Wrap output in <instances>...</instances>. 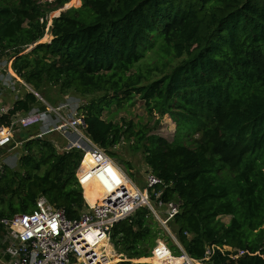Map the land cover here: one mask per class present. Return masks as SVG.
<instances>
[{
  "label": "trees",
  "instance_id": "16d2710c",
  "mask_svg": "<svg viewBox=\"0 0 264 264\" xmlns=\"http://www.w3.org/2000/svg\"><path fill=\"white\" fill-rule=\"evenodd\" d=\"M69 1L0 0V60L36 92L49 84L87 98L79 106L86 133L110 155L121 141L141 152L165 184L160 198H179L170 228L191 258L264 264V0H74L63 9ZM155 45L158 64L135 70ZM20 93L0 123L38 101ZM134 100L173 120L172 140L146 123L111 119ZM82 157L49 138L24 141L18 168L0 167V216L30 212L44 197L77 218ZM84 188L87 200L102 191L94 181ZM164 236L180 255L145 207L109 232L118 264H152L130 260L145 261Z\"/></svg>",
  "mask_w": 264,
  "mask_h": 264
},
{
  "label": "built area",
  "instance_id": "2783aa9c",
  "mask_svg": "<svg viewBox=\"0 0 264 264\" xmlns=\"http://www.w3.org/2000/svg\"><path fill=\"white\" fill-rule=\"evenodd\" d=\"M6 62L0 60L1 91L17 93L18 87H22L34 93L39 105L16 112L7 124L0 123V167L6 164L2 157L27 139L49 138L59 152L75 148L83 151L82 160L88 156L91 164L81 169L80 163L77 181L82 189L85 184L96 182L107 198L90 203L83 195L85 207L77 218H68L62 208L52 206L44 197L36 200L30 212L0 216V264H114L112 260L117 251L110 242V229L114 223L133 215L140 207L149 210L161 229L181 250L180 255H174L159 238L152 248L153 257L163 261L178 258L182 264L200 262L183 250L170 228L181 203L178 197L166 201L160 198L165 187L162 179L146 170L142 176L143 186L140 187L106 150L87 135L84 116L79 110L82 102L67 96L56 105L47 104L28 83L16 77L9 63L8 71L2 73ZM11 76L16 79L11 80ZM9 108L0 102V118L7 114ZM21 131L28 133L22 137L19 134ZM55 135L59 136L57 139L60 142L54 138ZM7 158L10 156L7 155ZM104 240L111 245V254L102 245ZM241 254L243 251L239 250L234 256Z\"/></svg>",
  "mask_w": 264,
  "mask_h": 264
},
{
  "label": "rangeland",
  "instance_id": "374dc122",
  "mask_svg": "<svg viewBox=\"0 0 264 264\" xmlns=\"http://www.w3.org/2000/svg\"><path fill=\"white\" fill-rule=\"evenodd\" d=\"M78 4L74 3V0H70L68 3H66L63 6V9H66V8H68L70 6H76ZM59 10L60 9L54 10L53 12H51L49 14L48 23L51 22L50 21L51 17L56 14L55 12H58ZM48 39H50V35L46 34V35H44L42 40H48ZM155 47L156 48H154L152 50H149L146 53L145 57L139 63H137L136 66H138V67H136L135 70L143 71L147 67H152V66L158 64V62H159L158 59L160 58V48L157 45H155ZM176 61H178V60H176ZM7 63H9V62L7 61L6 62V66H4L3 69L1 70L3 74H5L8 71ZM15 79H16L15 76H11V80H15ZM16 85H18V84H16ZM1 90L2 89L0 87V102L2 103V105L10 106L12 101L15 100L14 95L10 94V93H13V92H10L8 90H4V91H1ZM17 91L22 92L24 90H23L22 87H18ZM37 92L41 95L43 100L47 104H50V105H56V104H58L60 101H62L65 98V96L64 97L63 96L60 97V95H59L60 93H58L57 87L51 86L49 84L44 85L42 88L38 89ZM67 96L68 97H76L77 99L79 98L77 95H74V94H71V93L67 94ZM78 100L80 102H81V100L82 101L83 100L86 101L87 98H85V99L79 98ZM40 104H41V102H40ZM35 105H39V100L36 102ZM120 117L125 118L126 120L131 119V120H133L134 123H137V124H140V125H143V124L146 123L147 126H149L151 128L152 132H154V133L166 138L167 140H172L173 135L175 133V123L173 122V120L168 115H163L162 117H160L156 112H154L152 114V116H150L148 111L143 107L142 102L139 101V100H134V103L127 110L121 109L117 113H114L113 116H111V119L113 121H119L120 122L121 119H122V118L120 119ZM16 133L17 132H15V134ZM27 133H28L27 131L26 132L25 131H21L19 134L22 135V137H23ZM58 137H59L58 135H55L54 138L58 141V139H57ZM58 142H60V141H58ZM22 144L23 143L17 145L16 148L13 151H10L9 153L5 154L2 157L3 160H4V163L9 165L11 168H15V169L18 168V157L22 153ZM111 151L115 153L114 156L110 155L114 159V161L118 165L121 166V168L127 173V175L131 179H133L140 187H142L143 186L142 176L145 173L147 167H146V165L144 164V162L141 159V152L138 151V150H132V148L129 146V143H127L126 141H121L118 145L112 147ZM7 155L10 156L9 159L7 158ZM83 160H84V158H83ZM126 161H128L129 163L126 164L125 163ZM90 164H89V166H90ZM81 166L83 167L82 169L88 167V166L82 164V162H81ZM82 191H85V188L82 189ZM102 193H103L102 191H98V192H96L95 196L96 197L98 195H102L103 196L104 193L103 194ZM83 195L85 196L84 192H83ZM95 196L92 199H88L87 201H89L90 203H94V201L96 200ZM104 196L107 198V195H104ZM105 197H103L101 199L104 200ZM228 219H229L228 216L222 217V220L225 221V222H227ZM159 228H161V226H159ZM160 240L164 241L166 243L167 237L166 236L161 237ZM102 243L104 244V246H107L108 251L111 252V248L108 247V243L106 242V240H104ZM122 257H123L122 254L117 252L116 260L113 259L112 262L114 264H116V262L122 261L121 260V259H123ZM153 260H155V262ZM130 261L132 263L149 262V263H152V264H159L161 262V261H159V259H157V258H155L153 256L148 257L147 261H144V260H141V259H131ZM177 262L180 263L181 259H176L172 263L170 261H164L162 263L177 264ZM195 264H208V263L200 261V262H196Z\"/></svg>",
  "mask_w": 264,
  "mask_h": 264
},
{
  "label": "bare ground",
  "instance_id": "6f19581e",
  "mask_svg": "<svg viewBox=\"0 0 264 264\" xmlns=\"http://www.w3.org/2000/svg\"><path fill=\"white\" fill-rule=\"evenodd\" d=\"M96 192H98V191H96ZM96 192H95V195H96ZM103 194V193H102ZM105 195V194H104ZM102 196V195H98L97 197L95 196V198H96V200H103V199H101V198H103V197H105V196ZM105 199H106V197H105ZM95 200V201H96ZM94 201V202H95ZM102 245H104V244H102ZM105 247V250L109 253V254H111V252H109L108 251V249H107V246H104ZM108 247H110L111 248V245H109L108 244ZM112 249V248H111ZM158 259V258H157ZM176 259H178V258H173V259H169L168 261H170L171 263L174 261V260H176ZM114 260H116V255H114ZM145 261H147V259L145 260ZM154 262H155V260H153ZM159 261H161L159 264H166V263H162V262H164L163 260H160L159 259ZM177 264H182L181 262L179 263V262H177Z\"/></svg>",
  "mask_w": 264,
  "mask_h": 264
},
{
  "label": "crops",
  "instance_id": "0c3cea01",
  "mask_svg": "<svg viewBox=\"0 0 264 264\" xmlns=\"http://www.w3.org/2000/svg\"><path fill=\"white\" fill-rule=\"evenodd\" d=\"M44 86V85H43ZM59 93V92H58ZM10 94H13L14 95V98H19L20 96H21V94H20V92L18 91L17 93H15V92H13V93H10ZM60 95V97L61 96H65V97H67V94L66 95H61V94H59ZM77 99V98H76ZM103 244V243H102Z\"/></svg>",
  "mask_w": 264,
  "mask_h": 264
}]
</instances>
